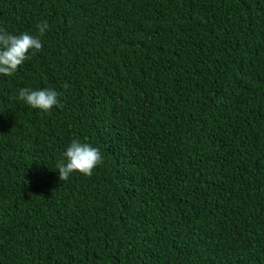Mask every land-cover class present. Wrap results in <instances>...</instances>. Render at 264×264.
<instances>
[{"label": "trees", "instance_id": "trees-1", "mask_svg": "<svg viewBox=\"0 0 264 264\" xmlns=\"http://www.w3.org/2000/svg\"><path fill=\"white\" fill-rule=\"evenodd\" d=\"M43 21L0 75V264H264V0H0ZM73 139L103 162L61 181Z\"/></svg>", "mask_w": 264, "mask_h": 264}, {"label": "clouds", "instance_id": "clouds-1", "mask_svg": "<svg viewBox=\"0 0 264 264\" xmlns=\"http://www.w3.org/2000/svg\"><path fill=\"white\" fill-rule=\"evenodd\" d=\"M36 27L39 34L35 36L27 32L14 35L0 28V75L12 76L19 66L30 59L29 53L35 54L42 49L43 44L40 37L48 31L49 25L47 21H43ZM64 87L67 88L68 85L65 84ZM59 95L56 90L48 88L40 90L21 88L19 91L20 100L31 108L43 112H50L53 107H63ZM63 155L66 162L61 160L57 164L61 181H67L75 172L90 177L93 170L103 162L98 148L89 143H81L76 139L72 140Z\"/></svg>", "mask_w": 264, "mask_h": 264}]
</instances>
